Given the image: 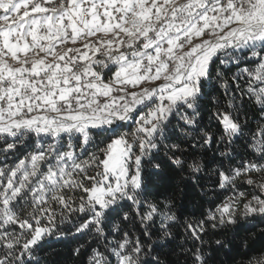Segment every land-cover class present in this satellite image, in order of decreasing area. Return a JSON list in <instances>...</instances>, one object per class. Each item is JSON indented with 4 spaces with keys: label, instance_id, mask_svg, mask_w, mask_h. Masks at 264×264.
I'll return each mask as SVG.
<instances>
[{
    "label": "snow or ice",
    "instance_id": "1",
    "mask_svg": "<svg viewBox=\"0 0 264 264\" xmlns=\"http://www.w3.org/2000/svg\"><path fill=\"white\" fill-rule=\"evenodd\" d=\"M166 174L224 198L182 219ZM178 230L264 264V0H0V264H179Z\"/></svg>",
    "mask_w": 264,
    "mask_h": 264
},
{
    "label": "trees",
    "instance_id": "2",
    "mask_svg": "<svg viewBox=\"0 0 264 264\" xmlns=\"http://www.w3.org/2000/svg\"><path fill=\"white\" fill-rule=\"evenodd\" d=\"M205 122H207V120H205ZM166 175L167 186L175 190L176 208L182 219H191L193 216L199 217L201 212L209 207V202L219 203L220 200L224 198L223 196H218V194L223 192V190L217 188L215 191H213L207 181H202L199 185L188 181L186 186L181 185L183 191L177 190L175 189L177 182L176 178L172 177L171 174ZM233 227H235L236 230H239L241 234H244L243 230L240 229L239 226H230L226 234H222L219 238L229 239L232 235ZM183 241L184 236L182 234V230H178L176 240L170 246L171 248L175 249V252L168 257H165L162 254V259L167 258L171 261L179 260V264H183V260L180 257V250L177 247V245L183 243ZM250 243L252 245L253 254L258 255L259 250L264 248V237L257 235L253 241H250ZM77 246L78 244L76 240H74L72 237H67L60 240H57L55 237H50L48 238L44 249L38 253V256L41 259L42 264H81L82 258H75L71 252V250ZM214 247L215 245H212V248ZM169 250V248H164L163 253H168ZM211 250L212 249L210 248L209 251ZM227 250L228 249L214 252L210 264H230L229 257L225 255V251Z\"/></svg>",
    "mask_w": 264,
    "mask_h": 264
}]
</instances>
